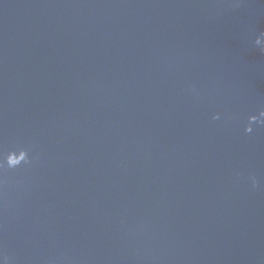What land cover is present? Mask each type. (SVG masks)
<instances>
[{"label": "water", "instance_id": "95a60500", "mask_svg": "<svg viewBox=\"0 0 264 264\" xmlns=\"http://www.w3.org/2000/svg\"><path fill=\"white\" fill-rule=\"evenodd\" d=\"M0 264H264V0H0Z\"/></svg>", "mask_w": 264, "mask_h": 264}]
</instances>
